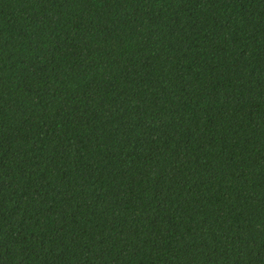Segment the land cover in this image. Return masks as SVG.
Here are the masks:
<instances>
[{
	"label": "trees",
	"instance_id": "trees-1",
	"mask_svg": "<svg viewBox=\"0 0 264 264\" xmlns=\"http://www.w3.org/2000/svg\"><path fill=\"white\" fill-rule=\"evenodd\" d=\"M0 264H264V0H0Z\"/></svg>",
	"mask_w": 264,
	"mask_h": 264
}]
</instances>
